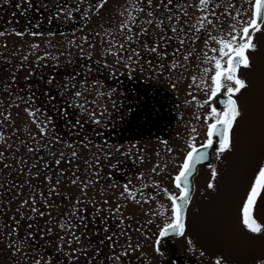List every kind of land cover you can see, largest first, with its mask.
Returning <instances> with one entry per match:
<instances>
[{"label": "rangeland", "instance_id": "obj_1", "mask_svg": "<svg viewBox=\"0 0 264 264\" xmlns=\"http://www.w3.org/2000/svg\"><path fill=\"white\" fill-rule=\"evenodd\" d=\"M253 1L209 0L205 8L174 0L168 11L164 0H139L140 12L133 0H99L85 16L90 0H68L63 10L47 0H0V264H160L155 244L172 221L174 177L216 119L199 102L212 93L209 57L220 58L219 41L247 26ZM252 42L251 67L238 72L248 87L234 95L242 112L234 147L214 149L199 165L187 211L189 237L207 264L264 261V234L242 225L240 209L247 180L264 166V24ZM133 50L139 57L128 61ZM150 86L175 113L171 129L126 139L122 125ZM84 220L111 222L101 259Z\"/></svg>", "mask_w": 264, "mask_h": 264}, {"label": "snow or ice", "instance_id": "obj_2", "mask_svg": "<svg viewBox=\"0 0 264 264\" xmlns=\"http://www.w3.org/2000/svg\"><path fill=\"white\" fill-rule=\"evenodd\" d=\"M138 2L139 0H133L132 8L133 10L143 12L144 9L142 7H137ZM147 2L149 5H151L152 0H147ZM171 2L172 0H168V3ZM200 3L206 8L209 0H200ZM254 8V17L247 22V26L243 27L239 32L234 31V34H229V37L227 39L222 38L219 41V43L222 45L219 50L220 58L209 57V59L215 61L214 67L216 69L215 74L212 76L213 83L210 99L217 97V94L222 90L227 92L228 99L226 101L227 108L222 113H217V110L215 108L212 109V112L216 116V119L214 123L209 124L207 132L208 139L204 144L200 146L201 149L212 148L215 142L214 138H218V153L229 151L234 147L232 134L233 128L237 124L238 118L242 116V112L238 101L234 99L233 96L248 87L247 82L244 79L239 78L238 72L241 67H251V60L248 55V51L255 50L256 45L252 42V36L256 31L260 30L261 24H264V0H255ZM148 15L151 16L152 14L149 12ZM169 19H171V17H169ZM128 20L131 21L132 24L136 23L135 16L129 15ZM204 20H207V17H204L200 21L201 28L204 27ZM147 23H152V21L148 20ZM121 28L130 30L129 23L125 22L121 25ZM173 31H175V28H173ZM141 32H147V29H142ZM0 35H2V33H0ZM211 38L216 39V37ZM132 39V35L126 36V40L131 41ZM181 43H183V40H181ZM120 48L123 49L124 45L121 44ZM149 51L156 52L157 47L154 46L149 49ZM212 51L215 52L216 49H212ZM133 57L138 58L139 53H136L133 50L128 57V61H131ZM223 57H227L226 67L222 63ZM149 63L151 62L149 61ZM127 66L131 67V64H127ZM171 67H175V65H172ZM208 71H210V69H204L205 73H207ZM195 80L196 78L193 77L194 82ZM201 83L203 84L204 81L202 80ZM80 95L81 93H76L77 97H79ZM108 95L110 96L111 93H109ZM91 115L94 116L95 114L91 113ZM94 122L99 123V121ZM193 131H195V129H193ZM190 147L192 150L185 157V162L181 165L180 172L174 177L175 186L181 189L180 196L177 197L171 193H168L170 199L173 202V216L171 218L172 222L166 224L164 229L161 231V236H167L170 233H177L181 235L183 234L184 206L189 203L191 189L188 177L195 170V165L207 158L206 151L197 149L195 144L190 145ZM73 155H75V153H73ZM57 163H59V161H57ZM215 176L216 172L215 170H213V178H215ZM208 187L214 188L215 185L212 182H209ZM125 191L129 192V195L133 199H136L135 194L128 189L127 185H125ZM261 191H264V166H261V168L259 169L253 186L248 193L243 207L241 208L242 225L250 233L254 234H264V225L258 223L253 214L257 199ZM178 200L182 201L183 203H178ZM109 239H111V237H109ZM124 255H127V252H125ZM36 264H40V262L37 261ZM216 264H221V258H218L216 260ZM258 264H264V261H260L258 262Z\"/></svg>", "mask_w": 264, "mask_h": 264}, {"label": "flooded vegetation", "instance_id": "obj_3", "mask_svg": "<svg viewBox=\"0 0 264 264\" xmlns=\"http://www.w3.org/2000/svg\"><path fill=\"white\" fill-rule=\"evenodd\" d=\"M47 1H51L53 2L54 4V7L57 9L58 6H60V8L62 6H65L66 5V2L68 0H47ZM91 3H90V7L88 8V11L87 13L85 14V16L87 14L90 13V10L92 8H94L97 4V2L99 0H90ZM174 0H172L173 2ZM92 2H94V4H92ZM171 3H168V0H164V7H166V9H169L168 11H172V9L169 8V6H171ZM254 2L255 0L253 1V5H252V14H251V19L254 17ZM183 3V0H177L176 4L178 6H181ZM94 5V7H93ZM174 5V4H173ZM64 8L62 7V10ZM177 11V9H176ZM212 94V93H211ZM211 94L209 95V101H206V99L204 100H199V102L201 103H207L209 105H211L213 108H215L218 113H222L223 112V107L222 105L218 104V102H216V100L214 98L210 99L211 97ZM219 95H227V92L222 90L220 93L217 94V96ZM233 98L235 99V96H233ZM215 122V120L211 121V123ZM210 123V124H211ZM207 132H208V129H207ZM208 139V136L205 138V140L201 141L200 143H198L197 145L195 146H198V145H202L204 144ZM214 145L213 147L211 148V151H210V156H209V159L211 157V152L214 150V149H217L218 150V147H219V144H218V138H214ZM185 159V158H184ZM208 159V161H209ZM206 161V162H208ZM184 162V161H183ZM205 163V162H204ZM200 165V164H199ZM198 165V167H199ZM198 167H197V172H198ZM197 172L195 173L194 177L196 176ZM194 177H193V181H194ZM257 175L255 176L254 179H249L247 180V185H248V188H252L253 186V183L256 179ZM194 189H195V182H194ZM251 189H248L247 190H244L243 191V200L241 202V205H240V209L243 207V204L248 196V193L250 192ZM179 192H180V188H179ZM194 192V190H193ZM193 194V193H192ZM192 200V195H191V198L189 200V203L187 204L186 206V210H185V217H184V229H183V234H178L176 236H170L168 238H165L164 241L162 242V245H164V248L163 249H158L160 252H163L164 255H162V257L159 259V263L162 264V261H164V264H207L205 262L202 261L201 259V256L196 252L195 248H194V244H193V241H194V238H195V235H194V232L191 234V236L189 237V232H188V228H189V222H187V219H188V207L190 205V202ZM257 209V213L258 215L260 214V216L258 217L255 212ZM254 209V217L256 219H264V191H261L258 199H257V203H256V207ZM85 221V224L88 226L89 225V228L93 231L92 233H90L92 236L95 237V240H99V249H100V254L97 256L95 255H91L92 257H98L101 259V255L103 253V245L102 243L104 242V240L102 239L104 237V235L107 234V232H112L114 229L113 228H110V224L111 222H108V221H102V222H88L87 220H84ZM102 225V228L100 229L99 226ZM188 235V236H187ZM110 236V235H109ZM111 237V236H110ZM187 237H189V239L192 241V243H188V242H185L187 240ZM176 238V240L178 239V244H176L174 242V239ZM108 240V239H107ZM183 241V243H181L180 241ZM180 242V244H179ZM168 243H172L173 246H174V252L173 254H170L169 253V248H168ZM85 256H87V254H85ZM98 262L94 263V264H101L99 261V259H97ZM133 263L135 264L134 260H133ZM85 264H89V260L86 261ZM141 264V263H139ZM142 264H146V263H142ZM208 264H216L215 261H211V262H208Z\"/></svg>", "mask_w": 264, "mask_h": 264}, {"label": "trees", "instance_id": "obj_4", "mask_svg": "<svg viewBox=\"0 0 264 264\" xmlns=\"http://www.w3.org/2000/svg\"><path fill=\"white\" fill-rule=\"evenodd\" d=\"M144 93H141L139 98L138 113L128 117L126 120L129 121L122 125L123 134H121H127V137L124 136L126 139L137 138V136L150 135L156 137L157 135H164V133L167 134L170 131L173 124L172 120L175 113L173 114L168 105L166 106L167 98L164 97L163 91L150 86ZM161 101L164 106L160 104ZM168 112L172 114L170 113L169 116Z\"/></svg>", "mask_w": 264, "mask_h": 264}, {"label": "water", "instance_id": "obj_5", "mask_svg": "<svg viewBox=\"0 0 264 264\" xmlns=\"http://www.w3.org/2000/svg\"><path fill=\"white\" fill-rule=\"evenodd\" d=\"M254 5H255V2H254ZM254 11H255V8H254ZM215 100H216V102H218V104H220V105H222V107H223V111L224 110H226V108H227V103H226V101H227V99H228V95H219V96H217V97H215L214 98ZM214 123V122H213ZM218 144H219V142H218ZM200 146L201 145H198V146H196V148L197 149H199V150H202V151H206V153H207V158L205 159V160H203V161H201L200 163H198V164H196L195 165V170L191 173V175L188 177V179H189V182H190V185H191V189H190V198H191V195H192V193H193V190H194V181H193V177H194V175H195V173L197 172V167H198V165L199 164H202V163H204V162H206V161H208V159H209V156H210V151H211V148H208V149H201L200 148ZM192 150V149H191ZM190 150V151H191ZM189 151V152H190ZM188 152V153H189ZM187 153V154H188ZM187 156V155H186ZM184 162H185V160H184ZM181 170V169H180ZM180 170H179V172H180ZM178 172V173H179ZM178 173L176 174V175H178ZM175 175V176H176ZM180 193H181V189H180ZM180 193L177 195V197H179L180 196ZM178 203H183L182 201H177ZM188 204V203H187ZM187 204L184 206V217H185V210H186V206H187ZM172 222V221H171ZM170 222V223H171ZM184 222V221H183ZM166 226V225H165ZM164 226V227H165ZM164 227L160 230V233H161V231L164 229ZM160 233H159V235H158V238H157V242H156V248L157 249H163L164 248V245H162V242L164 241V239L165 238H168V237H170V236H176V235H178L177 233H170L169 235H167V236H161L160 235ZM168 248H169V253L170 254H173V252H174V246H173V244L172 243H168ZM162 264H164V261H162Z\"/></svg>", "mask_w": 264, "mask_h": 264}]
</instances>
